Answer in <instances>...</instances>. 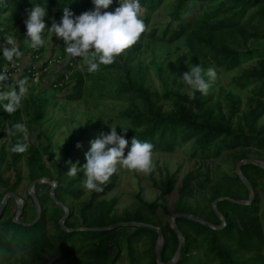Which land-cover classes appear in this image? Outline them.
<instances>
[{
  "label": "trees",
  "instance_id": "obj_1",
  "mask_svg": "<svg viewBox=\"0 0 264 264\" xmlns=\"http://www.w3.org/2000/svg\"><path fill=\"white\" fill-rule=\"evenodd\" d=\"M163 2L164 0H140L145 10L142 16L145 25L148 15L160 7ZM35 6H42L46 9L44 17L46 28L42 34L44 41L49 27L55 21L61 20L64 7L67 6L74 16L95 9L92 0H0V45L4 43L8 35H12L19 41L20 52L35 55L36 60H43L44 44L38 48H31L28 43H25V21ZM118 6V0H113L112 5L106 11H114ZM165 7L167 20L160 28L150 27L135 45L116 58L115 63L108 66L101 65L95 74L75 68L78 57L69 58L65 53L64 44L60 41L57 44L60 49L58 57L65 58L61 67L63 69L57 70L54 66L51 75L55 80H60L64 76L63 72L67 71L65 82L58 86L52 85L53 81L47 80L45 84L41 77L33 81L29 65L24 67L20 74H10L7 81L0 82V92L9 91L15 87L17 79H26L27 84H31L30 86L44 83L51 91L62 92L65 99L78 100L83 96L85 81L88 80L87 94H94L96 99H127L124 108L119 110V116L124 118L128 124L116 132L128 141V149L131 147L132 138L135 137L141 142L151 143L153 152H171L176 147L191 142V155L198 154L202 158L215 157L225 149L244 148L251 145L264 150V121L257 123L264 113V0H172ZM190 10L192 16L184 18L183 15ZM144 37L165 43L181 39L187 48V61L183 65L185 72L192 66L199 65L203 69L204 76H207V70L214 68L216 78L208 79L207 95L198 91L190 95L189 87L181 79H177L175 85L170 88L164 87L162 92L156 91L149 81L147 66L141 62L133 63L134 55L141 47V40ZM20 57L21 55L14 60L19 61ZM249 60L252 62L246 63ZM8 63L9 61L0 51V73H4L2 68ZM46 63L45 58L42 64L46 65ZM243 63L245 65L232 76L231 80L236 88L248 89L249 92L245 108L239 110L238 95L224 92L221 95L223 100L221 104L219 98H213L209 91L217 83L218 71H230ZM161 72V68L157 66L159 77H161ZM110 83H114V89L107 88ZM161 98L167 100L168 106L163 104ZM49 102L51 101H46L44 96L38 95H35V98L29 96L28 99L21 101L25 119L28 121L25 123L26 127H36L42 134L41 126L45 122V109ZM6 103L7 101L0 100V117L10 118L7 131L9 132L10 128L13 129L9 132L12 145L8 150L0 145V155L3 156L8 152L14 164L26 152L24 161L29 180L42 176L55 180L58 184L54 187L53 196L61 203H64L66 196L73 199L78 198L84 189L83 182L80 180L84 181L85 178L81 174L68 175L69 167L78 163L81 157L76 153H70L69 146L76 147L77 152V148L87 143L83 136L77 135L67 146L59 150V153L53 152L50 139L45 137V146L41 147L53 168V171H49L43 167L39 153L33 146L28 147L23 153L10 151L11 147L23 138V134L16 132L13 128L16 123H22L20 118L22 108L20 109L19 106L15 112L8 114L4 111ZM29 103H34L33 109H27ZM233 119H235L234 123ZM243 157L245 155L239 158ZM239 168L253 189L251 202L236 204L227 200L217 201L215 208L224 217V225L220 229H211L196 221L176 217L174 222L183 236V243L180 246L178 258L172 264H191L187 258L196 248L197 238L200 239L201 247L218 260L217 264H264V257L260 251L263 236L260 216L255 204L258 193L264 194V170L248 163L242 164ZM220 174L222 175H219L210 186L211 193L206 198L208 205L211 206V200L224 194L219 191L222 185L229 197L246 199V189L235 174L232 176L223 172ZM192 177L194 176L190 172L182 177L178 198L173 202V209L170 212L181 211L179 206L187 201L191 194L189 182ZM173 181L172 175L166 177V180L159 186V199H163L164 195L170 192ZM113 186L114 177L111 176L109 181L102 186L103 191H89L88 200L82 201L79 205L82 218L90 206L96 205L93 202L94 199ZM7 189L13 190V187ZM36 198L41 207L40 217L32 226H40L43 217L56 224L57 219L63 213L61 207L55 204L46 192L36 195ZM46 199L52 203L47 208ZM98 204L103 205V203ZM143 204L151 212L155 207L160 206L165 213H170L165 205L155 200ZM109 207V204L105 205L104 213L107 215ZM213 211L210 208L212 220L207 217L204 219L218 225L220 220ZM30 213L32 218L34 216L33 205L30 206ZM135 213L134 221L149 222L146 219L148 217L139 210L136 209ZM180 221L182 225L179 226ZM150 223L156 224L155 221ZM32 226L14 223L12 217L0 218V257L2 260H7L12 256L13 245H26L24 239L31 232L30 227ZM133 227V231L126 236L125 244H122V241H112L111 238H106L99 244V240L95 241L92 236L90 238L93 243L91 247L82 245L85 247L82 250L84 253L82 259L76 258L68 264H144L134 256L135 247L130 242L129 236L136 239L141 233L149 231L153 234L151 237V244H153L156 233L147 227ZM160 229L163 241L159 248V258L161 262H165L176 247L177 237L168 222H165L163 228ZM41 235L39 243H27L30 244L25 250L27 255L20 257L17 264H42L45 249L54 252L53 264H59L63 255L67 254L64 248L66 238H59L57 245H53L48 237ZM227 238H231V242H227ZM121 249L125 253L126 263L118 260ZM233 252L248 253V256L241 259L233 256ZM147 264H156L152 249Z\"/></svg>",
  "mask_w": 264,
  "mask_h": 264
},
{
  "label": "rangeland",
  "instance_id": "obj_2",
  "mask_svg": "<svg viewBox=\"0 0 264 264\" xmlns=\"http://www.w3.org/2000/svg\"><path fill=\"white\" fill-rule=\"evenodd\" d=\"M170 1L172 0H164L160 7L148 15L145 32H147L150 27L158 29L164 24L167 20L165 6H167ZM190 9H192V7ZM191 12V10L186 12L183 17L190 18L192 16ZM59 22L60 20L57 22L55 21L57 24H59ZM15 40L18 46L19 41L16 38ZM60 41L64 44L62 39L56 37L54 33L47 30L43 47V59L46 57L52 58L53 56L58 57L60 49L57 47V44ZM141 43V47L134 55L133 63L141 62L147 66L149 81L151 86L156 91L162 92L164 87L170 88L174 86L177 79H181L183 81L181 75L185 72L183 65L187 61V48L181 39L172 43H165L163 41L150 40L144 37L141 40ZM20 53L22 56L29 58V56L23 51ZM60 60L61 66L58 65L57 70H60L65 58H61ZM252 60H249L246 63H251ZM243 65L245 64L243 63L230 71H218L217 83L209 91L213 98H219L221 104H223L221 95L224 92H231L238 95L240 99L239 110L245 108L249 92L248 89L236 88L231 80L232 76L236 74ZM157 66H159L162 70L161 77L157 74ZM74 67L81 70H87L82 58L77 59ZM49 71H54V69L50 68ZM92 74H95V72ZM40 77L46 84L51 75L47 74ZM204 78L206 82L209 79L207 76H204ZM45 84L40 83L37 86H30L31 84H27L26 86L28 91L21 99V101H24L25 99H28L29 96L35 98V95H38L44 96L46 101H51L46 105V118L44 120L45 122L41 126L42 134L36 127H27L28 138L26 143L29 145L32 144L30 146L37 149L43 167L49 171H53L52 166L49 164L47 155H45V151L41 147L45 146V137L50 139L53 152L57 153L59 150H62L65 146H67L77 135H82L87 143H85L83 147L77 148V152L76 147L69 146V149L70 153H76L81 156L80 161L74 164L77 168H80V171L77 174H81L82 177L85 178L84 170L82 168L86 163L85 154L90 150L91 142H93L101 132L107 134L111 127H116V130L120 131L128 124L124 118L119 116V110L124 108L127 99H96L94 94H87L86 87L89 85V81L86 80V87L84 89L83 96L78 100H67L61 94L62 92L51 91ZM107 88L114 89V83L107 85ZM161 101L165 106H168L167 100L161 98ZM33 105L34 103H29L27 109H33ZM21 108L22 104H20V109ZM222 109L224 110V107H222ZM23 110L24 109L22 108L20 118L21 122L25 125L28 121L25 119L26 117ZM263 121L264 113L257 120V123L260 124ZM9 122L10 118L8 116H4L2 118L0 117V145L7 141V128ZM232 122L234 123L235 119H233ZM18 142L25 143L23 138H20ZM191 149V142H186L176 147L171 152H153V167L150 173L133 171L118 166L116 173L112 175L114 177V186L103 195L94 199L93 202H95L96 205H92L86 210L84 218H82L79 213V205L82 201L86 202L88 200L89 191L84 188L83 192L76 199L66 196L63 204L67 207L68 214L65 222L63 221L64 227H100L112 225L120 221H134V218L136 217L135 211L137 209L148 217L146 218L147 221H149L147 223L155 221V225L159 228H163L165 222L169 223V216L173 213L170 211L173 209V202L178 198V190L181 185L182 177L189 172L194 176L189 182L191 186V194L187 198V201L184 203L182 202L179 206V210L181 211L177 212L193 214L203 219L207 217L212 220L210 208L212 211L213 209L207 204L206 198L209 193H211L210 186L217 180L219 175H222L220 173L223 172L230 176L235 174L234 165L236 161L240 159L239 157H241V155L264 162V150L261 147L253 145L244 148L225 149L217 156L209 158H202L198 154L191 155ZM127 151L128 148L126 147L125 154H127ZM25 155L26 152L22 154V156L14 164L12 163L8 152H6L3 156L0 155V195L4 192V190H8V187L12 186L13 190L11 191L14 192L17 197L22 199V208L18 214V218L20 221L29 222L31 220V213L29 209L31 205V198H29L30 196L26 193L27 185L30 180L27 177V169L24 161ZM71 166L69 167V170ZM249 173L251 172L249 171ZM170 175L173 176L174 180L172 188L168 194L164 195L163 199H159V186L166 180V177ZM42 177L49 179L46 176ZM52 181L55 182L56 185L58 184L55 180ZM80 182L84 181L80 180ZM48 188L49 186L47 184L41 183L33 188V193L35 196L46 191V193H48ZM219 191L224 193L221 196H228L224 190V185L219 187ZM154 200L165 205V208H167L170 213H165L160 206L155 207L154 211L151 212L143 204L144 202L149 203ZM98 203H103V205H99ZM106 204L110 205L108 215L104 213ZM255 204L260 216L259 219L263 236L260 251L264 257V194L258 193ZM51 205V201L46 199V208ZM16 206L17 201L14 198H9L6 206L0 213V218L13 217ZM124 212L128 213L125 214ZM179 223V226L182 225L181 221ZM32 225H34V223L30 226ZM133 229L134 227L132 225H120L107 230L66 231L58 223L55 224L43 217L40 226L30 227L31 232L24 239L26 241V245H13L12 247L14 248V251L12 256L7 260H2L0 257V264H17L20 257H26L27 255L25 250L30 246V244L27 243H39L41 241V234L48 237L53 245H57L59 238H66L64 248L67 251V254L65 253V255H63L59 264H68L76 258L82 259L84 256L82 251L83 248L91 247L93 245L90 240L92 236H94L95 241L98 242L99 240V244H101L102 241L104 242L106 238H111L112 241L117 242L122 241V244H125L126 236L130 234ZM17 230L21 231L20 228H17ZM152 236L153 234L149 231L141 233V235L136 237V239L129 236L130 242L135 247L134 256L144 264L149 262L151 249L153 250L154 243L151 244ZM226 241L231 242V238H227ZM196 242L197 246L188 255L187 260L191 261V264H217L218 260L201 247L199 238H197ZM233 253V256H237L241 259H245L248 256V253ZM178 256L179 254L176 259ZM118 260L119 262L126 263L125 253L122 249ZM53 262L54 252H52V250L45 249L42 264H53Z\"/></svg>",
  "mask_w": 264,
  "mask_h": 264
},
{
  "label": "clouds",
  "instance_id": "obj_3",
  "mask_svg": "<svg viewBox=\"0 0 264 264\" xmlns=\"http://www.w3.org/2000/svg\"><path fill=\"white\" fill-rule=\"evenodd\" d=\"M92 2L95 9L79 16H74L67 6L64 7L59 24L54 22L48 29L64 41L65 53L69 58H82L89 73L98 71L101 65L108 66L115 63L116 58L135 45L146 31V25L142 19L145 10L140 0H118L119 6L114 11H106L113 0H92ZM45 15L44 7L35 6L25 21V43H28L31 48H38L44 44L42 34L46 28ZM0 51L9 62L21 55L12 35L5 38L4 43L0 45ZM59 65L61 66V62ZM206 75L215 79V69L209 68ZM181 77L189 87L190 95H194L197 91L207 95L209 84L199 65L192 66ZM8 79L7 72L0 73V82ZM26 85V79H17L15 87L9 91L0 92V100L7 101L4 104L5 112L11 114L19 108L22 97L28 91ZM13 128L16 132L22 133L23 139L27 140L28 130L23 123H16ZM12 130L10 128L9 132ZM127 145L128 141L123 135L117 134L116 127H111L107 134L101 132L91 142L90 150L85 154L86 163L82 168L85 176L83 187L86 190L103 191L102 186L116 173L118 166L144 173L152 171L153 145L133 137L131 147L125 154ZM27 147V143L17 142L10 151L23 153ZM79 171L80 168L73 164L68 175L75 176Z\"/></svg>",
  "mask_w": 264,
  "mask_h": 264
},
{
  "label": "water",
  "instance_id": "obj_4",
  "mask_svg": "<svg viewBox=\"0 0 264 264\" xmlns=\"http://www.w3.org/2000/svg\"><path fill=\"white\" fill-rule=\"evenodd\" d=\"M252 164L255 165L257 167H260L261 169L264 170V162H261L255 158H250V157H244V158H240L238 161H236L235 165H234V172L235 175L238 177V179L240 180V182L242 183V185L244 186V188L246 189L247 192V196L246 199H237V198H232L229 196H219L214 198L213 200H211V207L214 209V212L216 213L218 219L220 220V224L218 225H214L211 222L200 218L198 216H195L193 214H189V213H182V212H173L170 216H169V225L172 228V230L175 232L176 237H177V243H176V247L172 253V255L170 256V258L168 260H166L165 262H161L160 258H159V248H160V243L162 241V233L160 228L152 223H147V222H142V221H120L117 222L115 224L112 225H106V226H100V227H85V226H76V227H72V228H65L63 225V221L66 218L67 214H68V210L67 207L61 203L60 201H58L54 196H53V190L54 187L56 185L55 182H53L50 179L44 178V177H36L33 178L29 181L28 186H27V194L30 196L33 204H34V216L33 218L29 221V222H22L18 219V214L22 208V199L17 197L15 194L8 192L3 194V196L0 198V213L3 210V206L5 204V200L7 195H10L12 198H14L17 201V206H16V210L14 212V215L12 217V221L14 223H18L21 224L23 226H28L31 225L33 223H35L39 216H40V206L39 203L37 201V198L35 196V194L33 193V185L37 184V183H45L49 186L48 188V196L50 197V199L57 204L58 206L61 207L63 213L62 215L57 219V223L64 228V230L66 231H77V230H107V229H111L120 225H132V226H143V227H147L151 230H153L156 233V237L154 240V245H153V252H154V256H155V261L158 264H172L175 260L176 257L179 253V249L181 244L183 243V236L181 234V232L178 230V228L176 227V224L174 222V219L176 217H184L193 221H196L208 228L211 229H220L223 225H224V217L216 210L215 208V203L219 200H227L229 202L232 203H236V204H249L253 198V189L251 187V184L249 183V181L247 180V178L242 174V172L240 171V166L242 164Z\"/></svg>",
  "mask_w": 264,
  "mask_h": 264
},
{
  "label": "built area",
  "instance_id": "obj_5",
  "mask_svg": "<svg viewBox=\"0 0 264 264\" xmlns=\"http://www.w3.org/2000/svg\"><path fill=\"white\" fill-rule=\"evenodd\" d=\"M47 59V63L46 65H43V60H36L35 59V55H29V58L25 57V56H21V58L19 59V61H15L13 60L12 62H9L8 64H6L3 68L2 71L3 72H7L9 75H18L21 73L22 69L26 66H31L30 67V74L32 76V80L36 81L38 80V78L42 75H51V72L53 71H49L50 68L53 69L54 66H58L61 62L59 57H52V58H46ZM63 77L60 80H55L52 75L49 78V80L53 83L52 85H61L63 82H65L66 79V75H68L67 71L63 72ZM55 80V81H54Z\"/></svg>",
  "mask_w": 264,
  "mask_h": 264
},
{
  "label": "flooded vegetation",
  "instance_id": "obj_6",
  "mask_svg": "<svg viewBox=\"0 0 264 264\" xmlns=\"http://www.w3.org/2000/svg\"><path fill=\"white\" fill-rule=\"evenodd\" d=\"M25 143H26V140H25ZM5 149L7 148V149H9L10 148V146L12 145V138H11V135L9 134V132L7 131V141L5 142V143H2L1 144ZM28 145V147H30V145H32V144H27ZM27 147V148H28ZM39 184H41V183H37V184H34L33 185V188L36 186V185H39ZM28 186V185H27ZM33 188H32V190H33ZM8 192H11V193H13V194H15L14 192H12L11 190H4V192H2L1 193V195H0V198L3 196V194H5V193H8ZM47 192V191H46ZM45 193V192H44ZM27 194V193H26ZM40 194H42V193H40ZM40 194H37V195H40ZM9 198H12L10 195H7V197H6V200H5V204H4V206H3V208L6 206V204H7V201H8V199ZM30 198V197H29ZM31 205H33L34 206V204H33V202H32V200H31ZM30 205V206H31ZM7 208V207H6ZM5 208V209H6ZM4 209V210H5ZM29 209H30V207H29ZM33 218V217H32ZM31 218V219H32ZM19 219V218H18ZM22 222H24V221H22Z\"/></svg>",
  "mask_w": 264,
  "mask_h": 264
}]
</instances>
